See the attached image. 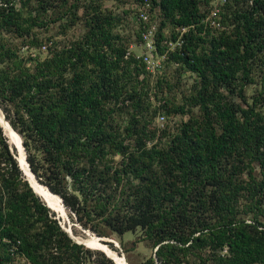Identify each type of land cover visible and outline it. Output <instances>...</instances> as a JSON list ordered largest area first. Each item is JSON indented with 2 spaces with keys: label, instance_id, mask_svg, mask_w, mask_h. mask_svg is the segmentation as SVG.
<instances>
[{
  "label": "trees",
  "instance_id": "obj_1",
  "mask_svg": "<svg viewBox=\"0 0 264 264\" xmlns=\"http://www.w3.org/2000/svg\"><path fill=\"white\" fill-rule=\"evenodd\" d=\"M80 1L86 0H21L36 11L25 15L13 0H0V32L37 46L32 30L42 23L41 15H74ZM137 1L143 8L139 12L148 13L149 5L159 12L155 36L163 39L167 25L176 30L172 40L180 35L182 42L174 50L156 46L168 61L199 77L190 101L199 105L200 118L180 121L164 144H147L156 134L146 127L156 108L149 120L140 117L152 105L150 72L142 57L116 42L111 18L103 19L94 9L86 18L83 42L64 54L36 58L31 66L0 40V64L9 59L12 65L0 66L5 120L20 137L30 170L60 195L81 227L98 234L141 228L164 264L170 261L166 257L204 248L209 257L203 264H264V223L259 218L264 210V112L251 104L240 117L241 105L222 93L223 87L233 89L264 52V0H226L230 29L217 34L204 21L200 4L207 0ZM150 19L145 23L139 18L140 31ZM116 107L128 109L129 128L142 123L135 132L142 133L141 142L122 171L107 157L127 151L128 144L113 129ZM160 107L166 114L184 112V106L167 99ZM2 126L0 122V185L7 199L0 206V264L11 263L13 246L12 254H22L31 264H53L46 248L50 254L52 248L70 251L71 263L80 264L81 254L91 250L69 236L54 209L33 191L16 159L19 150L15 147V154L9 146ZM127 172L138 181H123ZM251 211L248 220L245 215ZM34 225L39 227L36 234L29 232ZM99 253L106 264H115L108 253ZM143 264H154L153 257Z\"/></svg>",
  "mask_w": 264,
  "mask_h": 264
},
{
  "label": "rangeland",
  "instance_id": "obj_2",
  "mask_svg": "<svg viewBox=\"0 0 264 264\" xmlns=\"http://www.w3.org/2000/svg\"><path fill=\"white\" fill-rule=\"evenodd\" d=\"M14 5L20 9L23 14L27 15L29 11L35 14L34 5L27 4L24 6L21 0H13ZM226 0H207L202 1L200 4L201 10L205 13L204 21L207 22V27L215 34L219 33L223 29H230V26L226 24V17L230 13V9L224 6ZM97 5V7H96ZM140 3L137 0H86L80 1L78 9H73L75 14L69 13L60 18H55L56 12L46 15H41L42 23L34 26L32 30L33 38L38 42L37 46H29L23 43L20 37H17L14 33L9 31L0 32V40L11 45L15 52L26 58L27 63L31 64L36 58L42 60L50 57L52 54H64L70 46H75L85 40L87 34L88 25L86 24V18L97 9L100 12L101 17L111 18V30L116 35V42L122 43L127 46L128 52H133L137 57H143L150 53L152 62L147 66V70L150 72L149 84H148V96L151 100V107L145 112L143 117L145 120H149L151 114H153L154 108L156 112L151 121L146 124L147 128L156 129L154 138L147 142L148 145L157 143L158 145L164 144L169 139L170 133L175 132L178 128L180 121L186 120L190 116L200 118L202 116L199 105L192 104L190 101L191 96H194L196 90L200 86L199 77L196 74L190 72L184 66L179 63L168 61L166 52L159 53L156 43L161 45L166 44L167 49L174 50L177 46V42L171 39V33L176 30L167 25L163 28L165 37L159 39L155 36V32L158 31L160 26V15L156 9L150 11V5L148 8V19L143 22H149V18L152 19L150 24L140 31V25L138 23V12L142 10ZM146 7V8H147ZM150 19V20H151ZM214 21V23H210ZM152 30L151 38L154 40V49L151 51L145 48L142 41V32L146 30ZM140 31V32H139ZM139 32V36H138ZM30 58H33L30 59ZM10 64L11 60L7 59L0 66ZM16 71V69H14ZM68 71H65L63 75L67 76ZM142 75L139 76V79ZM237 83L234 84V88L223 87L222 93L227 97V100L239 103L241 109L238 111V115L243 117L248 107L254 104L255 111L264 112V52H260L251 62L250 69L245 76H239ZM173 102L175 105L184 106V112H170L166 114V110L160 107L165 100ZM0 111L2 112L1 108ZM3 113V112H2ZM112 124L118 134V139L124 138L123 143L127 145V151L113 152L108 154V158L119 169H126L125 164L130 161L132 152L136 150L137 142H141L140 134L135 132L139 131L142 127V123L137 124L132 129L129 128V115L126 107H116L112 112ZM129 129L130 135L126 136L125 131ZM9 146L14 148L16 154V148L11 143L7 135L5 134ZM124 136V137H123ZM257 170V166H256ZM2 170H0V174ZM36 177V176H35ZM129 178L133 183L138 181L133 172H127L122 175V180ZM37 181L43 184L39 178ZM128 191V190H127ZM38 195V194H37ZM41 200L48 202V205L53 208L56 216L59 217L61 225L68 228L70 227L72 234L80 241H85L86 247L91 251L81 254L80 264H106L99 251L103 252L104 247H109L116 250L120 257L126 264H143L145 261L153 257L154 264H164L159 260L155 254L156 247L152 246L151 241L143 237V231L141 228H137L134 231H127L123 234L112 232L110 230H104L102 234H98L91 229L81 227L74 219H71L68 211L65 209L66 215L56 207L53 202L44 195H38ZM7 199V191L0 185V206L3 205ZM57 205L61 206V200H57ZM60 214V215H59ZM253 216V212H249L245 217L250 220ZM259 218L264 223V210L263 214L259 215ZM39 227L37 225L32 226L30 233L36 234ZM104 240H100L99 237ZM119 243V247H115L113 241ZM117 243V244H118ZM107 244V245H106ZM14 248L11 247V249ZM9 249L11 253L10 264H31V262L22 254L14 253ZM47 250H50L46 248ZM45 250L46 257L53 260V264H72V257L70 251L59 253V250L52 248L53 253ZM121 251L124 254H121ZM105 252V251H104ZM113 257V256H112ZM209 257V250L193 249L187 254L174 255L169 258V264H203ZM114 258V257H113ZM171 258V259H170ZM116 262V260H115ZM116 264H118L116 262Z\"/></svg>",
  "mask_w": 264,
  "mask_h": 264
},
{
  "label": "bare ground",
  "instance_id": "obj_3",
  "mask_svg": "<svg viewBox=\"0 0 264 264\" xmlns=\"http://www.w3.org/2000/svg\"><path fill=\"white\" fill-rule=\"evenodd\" d=\"M0 122L3 123V125L5 127V131L7 133L6 135L9 138V140L11 141V143L19 150V156L17 157L18 161L21 162V164L24 168V171H25V175L27 176L33 190L40 196L45 195L50 200V202H53L56 205V207L62 212V214L65 215L63 207L57 205V200L60 199V196L58 194L52 192L51 190H49L46 186H44L40 182H38L34 178L32 173L29 172V170L26 167V164L24 162V153H23L21 146L19 144V139H18V137L15 136V134H14L15 132L8 125V123L6 122L5 117H3L1 111H0ZM103 251L108 253L111 257L113 256L118 264H125L124 260L120 257L119 253L116 250L111 249L109 247H104Z\"/></svg>",
  "mask_w": 264,
  "mask_h": 264
},
{
  "label": "built area",
  "instance_id": "obj_4",
  "mask_svg": "<svg viewBox=\"0 0 264 264\" xmlns=\"http://www.w3.org/2000/svg\"><path fill=\"white\" fill-rule=\"evenodd\" d=\"M146 5H148V3H146ZM139 18L140 19L142 18L143 20H147L148 19V15H147L146 12L141 11V12H139ZM210 23H214V21H211ZM183 30H184V28H182L181 32ZM151 34H152V30L151 29L142 32V41L144 42L145 48L150 50V51L152 49H154V40H153V38L150 37ZM175 41L177 42L176 45H180V43L182 42L181 38H180V35L178 36V38ZM148 55L150 57V53H148ZM148 55H144L142 57V60L146 63V67L152 62L151 61L152 59L149 58Z\"/></svg>",
  "mask_w": 264,
  "mask_h": 264
},
{
  "label": "water",
  "instance_id": "obj_5",
  "mask_svg": "<svg viewBox=\"0 0 264 264\" xmlns=\"http://www.w3.org/2000/svg\"><path fill=\"white\" fill-rule=\"evenodd\" d=\"M2 115H3V117H4V114H3V113H2ZM2 129H3L4 133L7 134L6 131H5V127H4V125L2 126ZM19 144H20L21 149H22V151H23V153H24V162H25V164H26V167L28 168L29 172H31L32 175L34 176V178L36 179L34 173L30 170V168H29V166H28V164H27V161H26V152H25V149H24V147H23V145H22V143H21V139H20V137H19ZM16 159H17V161H18V158H17V157H16ZM18 164H19V166H20V168H21L23 174L25 175V171L23 170V166H22L21 162L18 161ZM25 178L28 180L27 176H25ZM36 180H37V179H36ZM28 182H29V180H28ZM29 184H30V182H29ZM30 186H31V184H30ZM31 187H32V186H31ZM46 187H47V186H46ZM47 188H48V187H47ZM32 189H33V188H32ZM33 191H34V190H33ZM59 196H60V195H59ZM60 200H61L62 207H63V209H64V213H65V215H66V212H65V206H64V204H63V201H62V198H61V197H60ZM47 206H48V205H47ZM59 215H60V214H59ZM61 226L64 228V230L69 234V236H70L74 241H76V242H78V243H82V244L88 246V245L86 244L85 241H80V240H78L76 237H74V235L72 234V231H71L70 227L66 228V227H64L63 225H61ZM98 237H99V236H98ZM99 239H100V240H104L102 237H99ZM112 241H113V244H114L115 247H119V243H118L117 241H116V242H115V240H112ZM117 243H118V244H117ZM106 245H107V244H106ZM88 247H90V246H88ZM103 252H104V251H103ZM104 253L106 254V252H104ZM121 254H124V253L121 251ZM106 255H107V254H106ZM107 256H108V255H107ZM110 258H111V257H110ZM111 259H112V258H111ZM112 260H113V262L116 264L115 259L113 258Z\"/></svg>",
  "mask_w": 264,
  "mask_h": 264
}]
</instances>
